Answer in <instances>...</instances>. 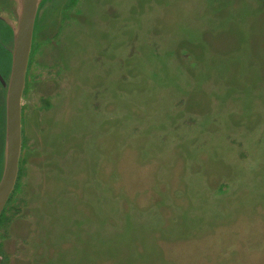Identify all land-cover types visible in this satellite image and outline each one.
Segmentation results:
<instances>
[{
    "label": "rangeland",
    "instance_id": "rangeland-1",
    "mask_svg": "<svg viewBox=\"0 0 264 264\" xmlns=\"http://www.w3.org/2000/svg\"><path fill=\"white\" fill-rule=\"evenodd\" d=\"M68 3L39 12L0 264H264V0Z\"/></svg>",
    "mask_w": 264,
    "mask_h": 264
},
{
    "label": "water",
    "instance_id": "water-1",
    "mask_svg": "<svg viewBox=\"0 0 264 264\" xmlns=\"http://www.w3.org/2000/svg\"><path fill=\"white\" fill-rule=\"evenodd\" d=\"M15 18L0 14V48L9 53L0 72L4 123L0 132V217L17 184L23 147V99L43 0H11ZM60 12V11H59ZM60 19V17L58 16ZM56 34L60 22H52Z\"/></svg>",
    "mask_w": 264,
    "mask_h": 264
},
{
    "label": "flooded vegetation",
    "instance_id": "flooded-vegetation-1",
    "mask_svg": "<svg viewBox=\"0 0 264 264\" xmlns=\"http://www.w3.org/2000/svg\"><path fill=\"white\" fill-rule=\"evenodd\" d=\"M46 1L47 0H43L41 6H43L46 3ZM72 1L73 0H69L68 5L65 7V9H61V12L66 10V8L69 7V5L72 3ZM0 14L6 15L9 18H13V19L15 18L16 15H15L13 4H12L11 0H0ZM63 21H64V19L62 18V16H60V26H59V29H58V31H57V33L55 35L60 33V31L62 29V26H63ZM61 22H62V24H61ZM33 57H34V55H33ZM33 57H32L31 65H30L31 70H32V66H33ZM29 75H28V78H29ZM26 86H27V82H26ZM22 115H23V145H24V138H25L24 137L25 136V124H24V122H25V119L27 117L26 110H24V107H23ZM8 207H9V202H8L3 214L0 217V224H1V222H2V220L4 218V216H5V212H6V209H8Z\"/></svg>",
    "mask_w": 264,
    "mask_h": 264
},
{
    "label": "trees",
    "instance_id": "trees-1",
    "mask_svg": "<svg viewBox=\"0 0 264 264\" xmlns=\"http://www.w3.org/2000/svg\"><path fill=\"white\" fill-rule=\"evenodd\" d=\"M19 174H20V172H19ZM16 187H17V184H16ZM16 187H15V188H16ZM14 190H15V189H14ZM11 198H12V196H11ZM11 198H10V199H11Z\"/></svg>",
    "mask_w": 264,
    "mask_h": 264
}]
</instances>
